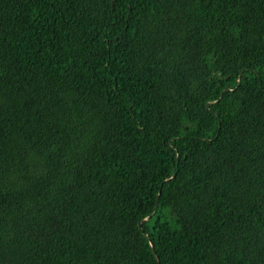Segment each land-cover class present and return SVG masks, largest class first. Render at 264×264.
Instances as JSON below:
<instances>
[{
    "label": "trees",
    "instance_id": "obj_1",
    "mask_svg": "<svg viewBox=\"0 0 264 264\" xmlns=\"http://www.w3.org/2000/svg\"><path fill=\"white\" fill-rule=\"evenodd\" d=\"M0 264H264V0H0Z\"/></svg>",
    "mask_w": 264,
    "mask_h": 264
},
{
    "label": "water",
    "instance_id": "obj_2",
    "mask_svg": "<svg viewBox=\"0 0 264 264\" xmlns=\"http://www.w3.org/2000/svg\"><path fill=\"white\" fill-rule=\"evenodd\" d=\"M146 219H148V218H146Z\"/></svg>",
    "mask_w": 264,
    "mask_h": 264
}]
</instances>
